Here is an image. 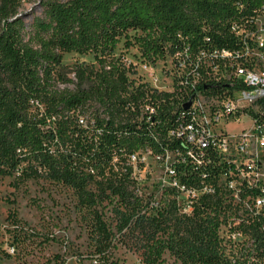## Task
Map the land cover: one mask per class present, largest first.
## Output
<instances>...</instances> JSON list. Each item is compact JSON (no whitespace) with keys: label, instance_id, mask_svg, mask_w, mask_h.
Segmentation results:
<instances>
[{"label":"trees","instance_id":"1","mask_svg":"<svg viewBox=\"0 0 264 264\" xmlns=\"http://www.w3.org/2000/svg\"><path fill=\"white\" fill-rule=\"evenodd\" d=\"M18 4L0 0V175L27 161L26 176L68 185L80 206H94L110 194L138 213L142 203L127 158L140 149L161 153L175 146L167 131L183 97L176 90L150 93L158 100L157 113L152 123L139 121L145 91L129 76L131 65L115 55L118 43L125 37L139 59L152 63L184 46L231 47L236 44L231 23L252 18L264 0H39L42 17L27 38ZM129 30L139 32L133 42ZM63 52L94 55L96 65L75 67L74 88L57 85L69 80L61 71ZM162 201L156 221L163 223L164 237L149 235L148 251L138 264H155L163 250L180 264H230L217 233L219 188L202 194L190 214L179 213L174 198ZM262 218L254 216L245 230L264 257ZM92 230L98 240L108 239L97 213Z\"/></svg>","mask_w":264,"mask_h":264},{"label":"rangeland","instance_id":"2","mask_svg":"<svg viewBox=\"0 0 264 264\" xmlns=\"http://www.w3.org/2000/svg\"><path fill=\"white\" fill-rule=\"evenodd\" d=\"M18 14L25 22L27 38L34 31L36 19L42 17L39 0H19ZM138 34L129 30L127 38L133 42ZM125 39L121 38L115 55L138 61L135 44L126 46ZM61 63L64 79L69 80L57 85L69 88L76 86L73 71L77 65H96L92 52H63ZM156 66L160 68L162 62H157ZM137 67L138 72L145 74L139 65ZM83 117L90 120L88 113ZM226 127L232 130L239 125ZM258 153L264 162V149L259 148ZM172 156L170 153L168 160H162L154 154L146 155V162L136 165V169L132 166V187L142 203L138 213L110 194L94 206H80L72 188L43 176H26L23 170L27 161H21L9 174L0 175V264L140 263L148 251L149 235L164 237L165 227L156 221L164 205L162 200L174 198L178 212L182 213L180 205L184 193L172 189L168 194L167 177L161 171L163 162ZM234 193L231 187L223 184L219 187L221 205L216 209L220 219L217 233L223 255L230 264H264L258 242L245 230L254 217L251 202L237 198ZM96 213L108 231L106 241L98 240L92 230ZM152 217L157 218L152 221ZM155 264H180V261L163 250Z\"/></svg>","mask_w":264,"mask_h":264},{"label":"built area","instance_id":"3","mask_svg":"<svg viewBox=\"0 0 264 264\" xmlns=\"http://www.w3.org/2000/svg\"><path fill=\"white\" fill-rule=\"evenodd\" d=\"M230 29L234 46L176 48L160 68L145 59H122L133 64L129 76L145 91L138 105L139 121L152 123L157 113L158 100L150 93L176 90L183 97L167 131L177 140L175 146L161 153L140 149L131 152L127 162L136 169L146 162V155L168 160L173 153L161 171L170 188L184 193L182 213L190 214L202 194L212 195L223 184L237 198L251 202L254 216H262L264 226V162L258 153L264 149V4L252 18L231 23ZM137 65L145 74L137 71ZM187 101L190 104L184 108ZM30 102L43 107L37 100ZM79 122L85 123L82 118ZM228 124L239 128L229 130Z\"/></svg>","mask_w":264,"mask_h":264},{"label":"water","instance_id":"4","mask_svg":"<svg viewBox=\"0 0 264 264\" xmlns=\"http://www.w3.org/2000/svg\"><path fill=\"white\" fill-rule=\"evenodd\" d=\"M189 104H190V101H187V102H185V103L183 104V107H184V108H187V107L189 106Z\"/></svg>","mask_w":264,"mask_h":264}]
</instances>
